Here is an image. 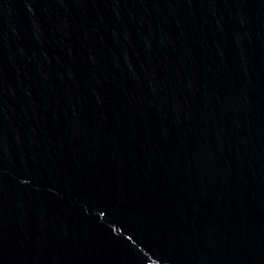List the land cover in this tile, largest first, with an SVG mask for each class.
Masks as SVG:
<instances>
[{"label":"water","instance_id":"95a60500","mask_svg":"<svg viewBox=\"0 0 264 264\" xmlns=\"http://www.w3.org/2000/svg\"><path fill=\"white\" fill-rule=\"evenodd\" d=\"M0 264H264V0H0Z\"/></svg>","mask_w":264,"mask_h":264}]
</instances>
